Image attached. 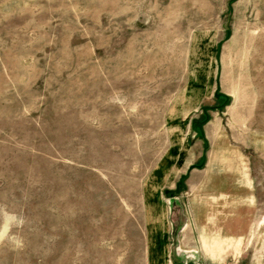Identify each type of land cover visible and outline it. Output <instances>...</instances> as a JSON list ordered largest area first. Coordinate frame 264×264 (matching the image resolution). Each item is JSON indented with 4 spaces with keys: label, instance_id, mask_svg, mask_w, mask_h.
Masks as SVG:
<instances>
[{
    "label": "rangeland",
    "instance_id": "obj_1",
    "mask_svg": "<svg viewBox=\"0 0 264 264\" xmlns=\"http://www.w3.org/2000/svg\"><path fill=\"white\" fill-rule=\"evenodd\" d=\"M207 164L255 196L230 264H264V0H0V264H167Z\"/></svg>",
    "mask_w": 264,
    "mask_h": 264
},
{
    "label": "crops",
    "instance_id": "obj_2",
    "mask_svg": "<svg viewBox=\"0 0 264 264\" xmlns=\"http://www.w3.org/2000/svg\"><path fill=\"white\" fill-rule=\"evenodd\" d=\"M208 165L180 180L187 193L172 197L177 214L168 215L167 264H230L234 241L250 233L255 196L245 177Z\"/></svg>",
    "mask_w": 264,
    "mask_h": 264
},
{
    "label": "clouds",
    "instance_id": "obj_3",
    "mask_svg": "<svg viewBox=\"0 0 264 264\" xmlns=\"http://www.w3.org/2000/svg\"><path fill=\"white\" fill-rule=\"evenodd\" d=\"M0 215L3 216V223L0 224V242H2L6 238H9L12 227L23 226L24 220L21 217L7 213L3 209H0Z\"/></svg>",
    "mask_w": 264,
    "mask_h": 264
}]
</instances>
